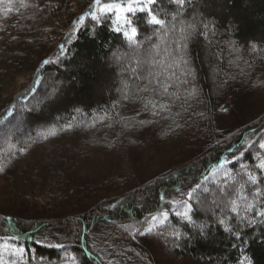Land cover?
Segmentation results:
<instances>
[{
  "label": "trees",
  "instance_id": "trees-1",
  "mask_svg": "<svg viewBox=\"0 0 264 264\" xmlns=\"http://www.w3.org/2000/svg\"><path fill=\"white\" fill-rule=\"evenodd\" d=\"M133 7L0 0V264H264V0Z\"/></svg>",
  "mask_w": 264,
  "mask_h": 264
},
{
  "label": "snow or ice",
  "instance_id": "snow-or-ice-1",
  "mask_svg": "<svg viewBox=\"0 0 264 264\" xmlns=\"http://www.w3.org/2000/svg\"><path fill=\"white\" fill-rule=\"evenodd\" d=\"M157 2V0H144V2L142 3L141 0H130V3L128 4V6L126 8L121 9L119 5H113V4H103L101 5V0H95V3L97 5H100L99 11L101 13L104 12H111L114 8L119 11H123L126 13H135L137 8L133 7V4H136L139 6V10L144 11L145 9L148 10V23L153 24V25H163V21L161 19H159L156 15L153 14L152 10H151V5L155 4ZM181 4L183 3V0H180ZM93 18L95 19V13L93 14ZM118 19L120 18L119 15L117 17ZM125 24H127L128 29L127 31L123 32V35L125 38H127L130 42H134V38L137 35V29L136 27L133 25L132 21L130 19H128L127 17H125ZM117 31H120V28L116 29ZM47 63V61L45 62ZM260 148L264 149V143L260 144ZM258 168H260L261 170H264V160H261L259 162V164L257 165ZM249 179L251 180V182L253 184H255L257 182V177L255 175H250ZM191 195V194H189Z\"/></svg>",
  "mask_w": 264,
  "mask_h": 264
},
{
  "label": "rangeland",
  "instance_id": "rangeland-1",
  "mask_svg": "<svg viewBox=\"0 0 264 264\" xmlns=\"http://www.w3.org/2000/svg\"><path fill=\"white\" fill-rule=\"evenodd\" d=\"M144 53H145V52H144ZM140 54H141V55H140ZM114 55H115V56H114V62H118V64H119V62H120V64H123V62H124V64H125V63H126L125 61H130V59H132L133 57H136L137 59H140V57H142L144 54H142V53H140V52H136V53L130 55V56H132L131 58H128V57H127L128 59H127L124 55H121V54H118V53H117V54H114ZM118 55H119V56L121 55V56L119 57ZM119 58H120V59H123V61L121 62ZM125 66H126V64H125ZM51 83H52V82H51ZM53 84H54V83H53ZM59 84H60V83H59ZM55 87H57V84H55ZM58 87H59V85H58ZM55 93H56V92H55ZM55 93H54V94H55ZM53 97H54L53 94H52L51 96H49V100H52ZM47 113H51V112H47ZM50 117H51V118H50ZM49 119H55V120H56L57 117H56L55 115L52 114V116H49V117H48V120H49ZM38 133H39V132H38L37 130L34 131V132H32L33 135H36V134H38ZM8 149L10 150V148H8Z\"/></svg>",
  "mask_w": 264,
  "mask_h": 264
}]
</instances>
